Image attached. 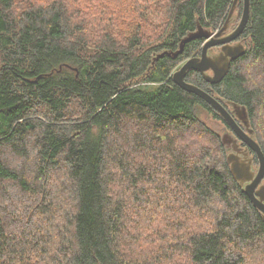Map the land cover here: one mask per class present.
I'll list each match as a JSON object with an SVG mask.
<instances>
[{"label":"trees","instance_id":"obj_1","mask_svg":"<svg viewBox=\"0 0 264 264\" xmlns=\"http://www.w3.org/2000/svg\"><path fill=\"white\" fill-rule=\"evenodd\" d=\"M106 1L135 15L141 9L128 37L106 33L94 42L85 28L92 20L76 21L82 17L60 0H0V264L257 262L264 219L199 111L227 123L172 79L204 38L186 42L177 57L156 58L199 27L218 30L235 0ZM243 6L237 0V22ZM239 39L246 52L221 82L195 70L186 80L245 106L264 151L256 127L264 112V0H250ZM28 159L36 167L30 178ZM14 191L33 206L18 224L10 219L17 213L5 212ZM41 213L50 219L32 217ZM186 219L197 226L184 227Z\"/></svg>","mask_w":264,"mask_h":264},{"label":"water","instance_id":"obj_2","mask_svg":"<svg viewBox=\"0 0 264 264\" xmlns=\"http://www.w3.org/2000/svg\"><path fill=\"white\" fill-rule=\"evenodd\" d=\"M236 4L237 0L234 1L225 23L218 30L199 27L198 30L188 33L182 39L177 51H163L156 58L163 57L165 54L177 57L183 51L186 42L193 38H204L200 54L183 62L173 73L172 79L180 87L200 96L209 103L234 132L233 135L227 132L222 136V142L227 150V162L235 180L243 187L247 197L261 212L264 219V151L255 138L256 134L251 126L250 116L246 107L212 95L186 80L188 71L195 70L201 72L207 81L219 83L228 74L232 61L246 52V45L242 41L235 40L242 35L248 23L250 0H244L242 15L237 26L231 33L223 36L228 30ZM215 46H221L220 52L210 55L209 49ZM225 103L230 105V109L225 106ZM237 118L241 119L244 124L241 125ZM240 141L247 145L246 148L240 146ZM250 150L254 151L258 158L257 168L254 166Z\"/></svg>","mask_w":264,"mask_h":264},{"label":"rangeland","instance_id":"obj_3","mask_svg":"<svg viewBox=\"0 0 264 264\" xmlns=\"http://www.w3.org/2000/svg\"><path fill=\"white\" fill-rule=\"evenodd\" d=\"M37 1L38 2L40 1L42 3H47V5H49L53 3L55 0H37ZM60 1L65 2V4L67 5V9H69L71 13H74L76 18L82 17V18L77 19L76 21H81L82 19L92 20L91 22L92 26L91 27L86 26L85 28H86V32L88 34L90 33L89 37L93 38L94 42H97L98 38L102 37L106 33L118 34L120 39H123L124 36L128 37L129 34L135 31V26L138 23L139 17L141 16L140 15L141 9H139V12L137 11L138 14L135 15L134 13L135 11H130L128 8H124L122 6L117 7V5H114V4L110 5L106 0H60ZM17 6L20 8L18 4ZM104 10H109L114 13L107 14L104 17V19H102V16L100 15V13L104 12ZM199 113L203 121L204 122L206 121L209 124V126H211L215 131L220 133L221 136L227 133V131L225 130L226 125L223 122L219 121L218 119H215L214 117H212L211 114H209L205 110L201 109ZM256 127L259 133V137L262 139L264 143V112L262 110H260V113L258 114V118L256 120ZM202 142H206V141H202ZM207 144L208 142H206V145ZM208 146L209 145H207V147ZM139 160L143 161L145 159L141 157L139 158ZM21 165L23 164L21 163ZM254 166L258 167V164L257 165L255 164ZM35 168L36 167L32 163H30L28 159V162H27L28 172H26L28 178H30V176H33L32 172L35 173L34 171ZM52 184L56 185L54 182ZM14 193H17L16 196L14 195ZM14 193L11 196L12 199L8 200L7 208L5 212L17 213L16 216H13V214H11L10 219L13 224H18V222L21 219L24 221V215H27V214L30 215L32 213L31 209L33 206L32 204L31 205L27 204L25 206V203H28V196L24 195L25 192H22L19 194L17 191H14ZM23 202H25L24 205H23ZM33 216L34 218H37V219L38 217H40L42 218V220L50 219L48 213H41V214H36V215L34 214L32 215V217ZM206 217H208V215H205V217H203V219L200 221L202 222L204 218ZM196 222H197L196 219H193V221L190 219H186L184 222V227L187 223H192L191 228L194 229L197 226ZM184 227L179 232L181 235L186 234ZM180 258H183V257H177V260L180 261ZM263 259L264 257H259L257 259V262L255 263H262Z\"/></svg>","mask_w":264,"mask_h":264},{"label":"flooded vegetation","instance_id":"obj_4","mask_svg":"<svg viewBox=\"0 0 264 264\" xmlns=\"http://www.w3.org/2000/svg\"><path fill=\"white\" fill-rule=\"evenodd\" d=\"M236 19H238L236 16H234L233 17V15H232V18H231V20H230V23H229V27H228V30L223 34V36H225V35H227V34H229V33H231L233 30H234V28L235 27H233V25H234V23H237L238 24V22H236ZM240 38V37H239ZM237 39V40H235V41H241V39ZM221 46H215V47H213V48H210L209 49V54L210 55H213V54H216V53H219L220 52V50H221V48H220ZM230 109V108H229ZM240 115H242V114H240ZM243 116V115H242ZM238 119V121H239V123L241 124V125H243L244 123H243V121L241 120H239V118H237ZM225 130L227 131V132H229L230 131V133L233 135V131L231 130V128L229 127V126H225ZM240 140V139H239ZM240 146L241 147H243V148H246V144L244 143V142H242V141H240ZM251 151V150H250Z\"/></svg>","mask_w":264,"mask_h":264},{"label":"bare ground","instance_id":"obj_5","mask_svg":"<svg viewBox=\"0 0 264 264\" xmlns=\"http://www.w3.org/2000/svg\"><path fill=\"white\" fill-rule=\"evenodd\" d=\"M175 71H176V70H175ZM175 71H174V72H175ZM174 72H173V73H174Z\"/></svg>","mask_w":264,"mask_h":264}]
</instances>
